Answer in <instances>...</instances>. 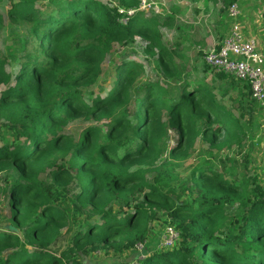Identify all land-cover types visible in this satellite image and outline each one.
Returning a JSON list of instances; mask_svg holds the SVG:
<instances>
[{"label": "trees", "instance_id": "obj_1", "mask_svg": "<svg viewBox=\"0 0 264 264\" xmlns=\"http://www.w3.org/2000/svg\"><path fill=\"white\" fill-rule=\"evenodd\" d=\"M112 1L9 0L8 18L27 29L14 36L11 58L0 53V116L11 124L0 128V192L14 222L0 229V264H81L91 253L127 250L144 241L161 213L180 244L148 252L138 264H264V188L248 163L228 168L204 160L182 176L179 160L188 158V147L169 142L176 128L187 145L209 134L212 145L223 136L222 146L243 150L264 133L263 107L231 76L214 74L211 83L205 75L184 76V39L170 47L161 33L172 26L171 15L147 17L140 0ZM237 1H223L218 44L234 23L227 12ZM4 27L0 12V34ZM136 37L164 84L123 56L112 63L105 97L88 93L113 48ZM80 118L89 124L76 139L67 129ZM71 181L80 188L76 196ZM68 226L70 242L59 249Z\"/></svg>", "mask_w": 264, "mask_h": 264}, {"label": "rangeland", "instance_id": "obj_2", "mask_svg": "<svg viewBox=\"0 0 264 264\" xmlns=\"http://www.w3.org/2000/svg\"><path fill=\"white\" fill-rule=\"evenodd\" d=\"M100 1L104 4L113 2L110 4L113 6L117 4L112 0ZM223 1L224 0H218L217 4H214L208 0H140L141 4L139 10L144 11L147 17H150V15H157V11L160 15L168 14L173 17L174 22L172 26L170 28L161 29L164 42L171 47L182 37L185 41L183 48L185 56L192 60L198 58L197 62L188 63V69L184 72V76L190 77L192 75V78H201L205 75L207 82L211 83L210 74L208 75V71L206 70L208 66L204 64L203 55H201V53H208L214 44H218V42H216V32L218 31L217 24L222 20V12L226 11ZM9 6V0H4L2 5H0V12L5 19V27L0 34V53L11 58L9 52L13 53L15 50V48L12 47V45H14V36L24 35L27 26H25L24 23L12 21L8 18L7 11ZM135 40L136 42L131 46L116 45L113 48L112 54L103 64V75L100 81L89 90L88 93L102 94V96L105 97L107 92L112 88V80L105 82V79L109 77L108 73L111 72L112 63L121 62L123 56H127L129 60L141 63L144 67V76L159 79L162 81V84H164L165 81L163 80L164 75L162 74V70L154 63L152 55L150 53L146 54L144 51L146 43L141 37H136ZM8 48L11 49L9 50ZM201 57L202 60L200 59ZM7 69L8 71L12 70L10 62L7 64ZM5 89L6 87L0 84V94ZM232 97H234V95H232ZM88 124L86 120L80 118L69 125L67 133L73 135L77 139ZM91 124L105 127L107 125V120L93 119L91 120ZM9 126H11V124L8 120L0 116V128L6 130ZM169 135L171 146H176L177 149H180V147H188V158L186 160L183 158L179 160V164L181 165L179 171H181L182 176H187L196 164L204 160H210L217 164H220L219 160H223L224 167L228 168L234 164L233 162H238V164L241 165L246 162L248 163L247 170L250 176L254 177L264 188V133H260V135L253 140L247 141L243 150L239 149L237 146H233L232 148L222 146L225 141L223 136H217V143L212 145L206 142L204 137H208L209 134H202L192 145H187L188 137L182 136L179 129H170ZM38 149L40 148L38 147L36 149L39 153L40 151ZM217 154L218 157L216 158ZM45 174L46 173H42L41 176L45 177ZM6 175L7 172H2V177ZM152 177L153 176H150V179H152ZM67 188L71 191L72 196H76L80 191L76 181L67 182ZM176 189L179 190V187H176ZM13 224L14 222L10 217L7 200L4 194L0 192V229H11ZM170 225V218L164 213H161L159 218L148 224L147 234L144 241L140 243L144 245V253L142 254L139 253L136 247L127 250L122 248L107 249L79 258V262L81 264L138 263L140 260L144 259V255L146 256L148 252L155 253L157 251L167 250L163 247V237L165 229ZM73 231L74 228L72 226L62 229L63 236L58 246L59 249L68 245ZM180 241L181 238H179V241L172 249L177 248ZM65 264H72V262H66Z\"/></svg>", "mask_w": 264, "mask_h": 264}, {"label": "built area", "instance_id": "obj_3", "mask_svg": "<svg viewBox=\"0 0 264 264\" xmlns=\"http://www.w3.org/2000/svg\"><path fill=\"white\" fill-rule=\"evenodd\" d=\"M257 1L239 0L228 8V16L234 21L229 34L221 44L213 45L203 57V62L211 69L208 73L210 79L214 74L222 73L247 83L250 86L252 97L264 109V56L258 52L257 40L247 37L238 21L242 15L240 3ZM120 12L123 13L124 10ZM133 13L134 11L127 12L128 15H133ZM156 13L160 15L158 11ZM179 238V231L172 225L168 226L163 237V247L167 250L174 248ZM136 249L140 254L144 253V245L139 243Z\"/></svg>", "mask_w": 264, "mask_h": 264}, {"label": "crops", "instance_id": "obj_4", "mask_svg": "<svg viewBox=\"0 0 264 264\" xmlns=\"http://www.w3.org/2000/svg\"><path fill=\"white\" fill-rule=\"evenodd\" d=\"M240 9H241L242 15L239 19V22L244 29L245 35L247 37H253L257 40L258 52L264 56V0H258L257 2H241ZM228 33H229V30L225 31L224 35L227 36ZM183 48H184V45H182V47L180 48L181 52L179 53H181L184 57L188 59L189 64L190 62L198 61V58H195L194 60H192L191 58H188L187 56H185V53L183 52ZM206 53L202 52L201 55H203L204 57L205 56L204 54ZM200 59L202 60V57ZM145 257L146 256L144 255L143 258Z\"/></svg>", "mask_w": 264, "mask_h": 264}]
</instances>
